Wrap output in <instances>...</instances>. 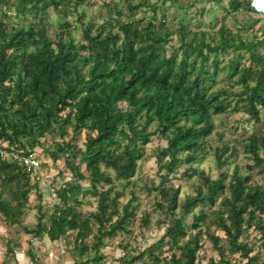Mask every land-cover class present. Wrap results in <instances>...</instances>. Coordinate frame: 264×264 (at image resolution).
<instances>
[{"label":"trees","instance_id":"trees-1","mask_svg":"<svg viewBox=\"0 0 264 264\" xmlns=\"http://www.w3.org/2000/svg\"><path fill=\"white\" fill-rule=\"evenodd\" d=\"M17 1L33 16L50 8L60 12L59 5L76 10L85 2ZM229 8L254 11L248 2L239 0H230ZM69 27L66 22L61 25L64 30ZM114 27L111 21L95 29L87 24L82 40L76 41L62 31L52 39L43 26L35 23L8 33L0 21V140L6 143L8 153L30 156L41 145L40 139L48 135L53 142L46 151L52 161L65 155L64 165L74 181L56 190L57 202L47 223L42 222L45 217L40 214L28 233L56 241L75 232V251L80 256L93 252V257L73 264L101 263L104 239L128 232L126 225L133 211L130 201L120 203L122 192L116 189L115 181L126 185L131 182L144 155L143 148L154 134L166 142L156 153L158 170L165 171V182L179 165L196 162L204 141L214 130L213 116L228 110L242 111L254 123L264 121V56L259 53L264 39H233L221 29L218 41L208 42L204 33H191L182 26L177 33V47L167 54L165 46L172 35L167 28L149 23L139 29L133 22H118L114 33ZM228 54V61L220 59ZM244 54L248 55V65L240 63ZM223 71L230 78L236 77L234 82L240 86L233 105L225 90L214 88ZM67 126L77 132L86 131L83 150L74 151L69 142L62 140ZM247 142V151L260 166L264 162L259 157V151H264V136L252 135ZM226 152V148L216 149L218 168L224 166ZM82 165L86 175L81 172ZM190 169L200 177L195 194L180 202L178 189L162 187L165 202L158 207L168 216L164 233L132 255L130 261L120 259V264L145 259L150 264H197L199 235L203 232L181 243L187 235L184 220L191 215L192 229L197 230L207 218L203 207L216 205L211 212L212 222L224 233L228 251L246 260L243 264L256 263V256L250 255L251 247L240 239L255 227L264 242V186L250 184L237 169L227 183L225 173L211 179ZM30 174L31 170L18 160L0 156V214L6 224H18L24 215L32 188ZM80 192L96 202L95 211L87 216L75 206ZM199 206L201 211L193 213ZM204 234L224 261L226 248L220 245V237L209 231ZM89 238L91 241H87ZM167 245L177 252L161 260L157 252ZM28 256L32 264H39L31 251Z\"/></svg>","mask_w":264,"mask_h":264},{"label":"rangeland","instance_id":"rangeland-1","mask_svg":"<svg viewBox=\"0 0 264 264\" xmlns=\"http://www.w3.org/2000/svg\"><path fill=\"white\" fill-rule=\"evenodd\" d=\"M230 0H85L84 4L76 10L72 7L64 8L59 5L60 12L48 9L44 13L33 16V14L18 6L17 0L0 1V21L6 27V32L13 28L28 27L30 23L43 26L50 38L59 36L61 31L68 32L76 41L82 40V30L90 24L95 28L101 24L111 21L115 25L113 32H117L116 25L120 23H135L139 29L145 28L149 23L156 28H167L172 35L165 46L166 53L170 54L178 45V30L183 26L191 33H204L208 42L219 39L221 29L225 35L233 39L240 37L246 41H257L264 39V0H239L248 2L254 11L243 9L233 10L229 8ZM133 7V9H131ZM134 7H137L136 9ZM29 6L26 5V9ZM66 22L69 28L61 29V25ZM259 53L264 56V46L259 48ZM231 54L222 55L220 59L224 62L230 59ZM248 55L244 54L240 60L241 65H248ZM235 78H230L227 71L221 72L216 78L214 88L225 90L227 100L234 104V95L240 91V86L235 84ZM121 107L123 104L120 105ZM214 130L204 141L203 151L199 154L195 163L179 165L175 172L167 177L165 182L162 177L165 171L158 170L156 153L166 146V142L158 133L150 138V142L143 148V157L138 162L135 176L126 185L124 181H115L116 189L122 192L120 203L130 201V209L133 217L126 225L128 232H118L110 238L104 239V245L100 252L104 260L99 264H120V259L130 261V257L135 253L144 250L155 243L164 233L168 223V216L158 207L164 204V196L160 189H178V200L182 202L185 197L192 196L200 186V177L193 175L190 167L205 176L215 179L220 173L227 175L226 183L235 169L238 173L247 176L250 184L264 186V162L260 166L255 164L252 155L247 151L246 144L249 137L264 136V121L254 123L242 112H227L213 116ZM153 130V128H152ZM67 134L62 139L69 142L74 151L84 149L85 130L74 131L71 127H66ZM56 138V141H62ZM52 139L46 135L40 139V146H36L31 155L37 162V167L31 170L29 184L31 190L28 193V201L24 208V215L19 219L18 224H6L0 214V264H32L28 251H31L39 264H73L93 257V252H88L80 256L75 251V232H68L64 237L51 241L47 236L41 238L33 237L28 233L32 229L40 214L44 215L43 223L52 212L56 200V190L62 185L74 181L70 171L64 165L65 155H61L56 161L49 157L47 149L50 148ZM6 143L0 140V149L4 151ZM226 148V160L222 168H218L215 163L214 153L216 149ZM29 151L28 149H26ZM16 154V153H15ZM18 155V154H16ZM10 156V155H9ZM12 158V156H10ZM259 157L264 161V151H259ZM10 159V158H8ZM78 157L74 163H78ZM81 172L86 175L84 165ZM81 184L86 187V182ZM80 192L77 196L79 203L75 206L85 216L95 211V199ZM8 199L7 194L4 195ZM221 198V197H220ZM74 202V201H73ZM72 202V203H73ZM74 204V203H73ZM201 207L193 209V213L201 211ZM217 209L214 207H203L206 220L202 222L197 230L192 229V216L188 215L184 220L187 235L181 240L186 242L198 231L200 249L196 253L197 264H243L238 254H231L228 251V241L222 231L213 224L211 212ZM178 211V210H177ZM145 219V220H144ZM28 229V230H26ZM204 231H209L220 237V245L226 249L224 261L213 248L207 239ZM251 247L250 255L256 256L255 264L264 263V242H262L261 232L255 227L247 230L240 239ZM87 241H91L89 238ZM177 252L169 246H163L157 255L161 260L168 259L169 256ZM92 264V263H89ZM132 264H150L149 260L137 261Z\"/></svg>","mask_w":264,"mask_h":264},{"label":"built area","instance_id":"built-area-1","mask_svg":"<svg viewBox=\"0 0 264 264\" xmlns=\"http://www.w3.org/2000/svg\"><path fill=\"white\" fill-rule=\"evenodd\" d=\"M12 156L13 159L18 160L20 163H22L28 170H34L37 167V162L32 156H18L16 154H11L3 149H0V156H3L5 158H10Z\"/></svg>","mask_w":264,"mask_h":264},{"label":"clouds","instance_id":"clouds-1","mask_svg":"<svg viewBox=\"0 0 264 264\" xmlns=\"http://www.w3.org/2000/svg\"><path fill=\"white\" fill-rule=\"evenodd\" d=\"M258 6H260V7H264V4H258Z\"/></svg>","mask_w":264,"mask_h":264}]
</instances>
